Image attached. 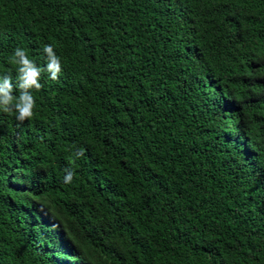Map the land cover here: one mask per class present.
I'll use <instances>...</instances> for the list:
<instances>
[{"label": "trees", "instance_id": "obj_1", "mask_svg": "<svg viewBox=\"0 0 264 264\" xmlns=\"http://www.w3.org/2000/svg\"><path fill=\"white\" fill-rule=\"evenodd\" d=\"M17 47L0 264H264V0H0L14 96Z\"/></svg>", "mask_w": 264, "mask_h": 264}, {"label": "clouds", "instance_id": "obj_2", "mask_svg": "<svg viewBox=\"0 0 264 264\" xmlns=\"http://www.w3.org/2000/svg\"><path fill=\"white\" fill-rule=\"evenodd\" d=\"M43 52L46 54L48 63L46 70L50 74V79L58 78L62 71L60 58L55 54L52 45H45ZM11 62L17 66V87L19 95L14 96V86L10 75L0 76V110L7 113H16V119L23 122L33 116L35 99L31 90H39L41 84L39 82L42 69L39 68L32 60H30L26 52L17 47L14 49ZM70 180L71 175L66 177Z\"/></svg>", "mask_w": 264, "mask_h": 264}]
</instances>
